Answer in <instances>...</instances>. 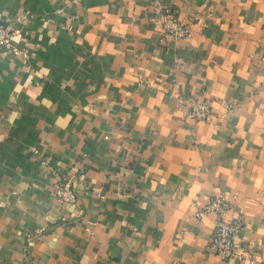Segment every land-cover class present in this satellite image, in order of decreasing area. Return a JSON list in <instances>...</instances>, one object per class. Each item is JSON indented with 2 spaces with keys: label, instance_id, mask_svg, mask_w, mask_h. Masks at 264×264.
<instances>
[{
  "label": "crops",
  "instance_id": "1",
  "mask_svg": "<svg viewBox=\"0 0 264 264\" xmlns=\"http://www.w3.org/2000/svg\"><path fill=\"white\" fill-rule=\"evenodd\" d=\"M157 3L191 36L163 38ZM0 18V264H240L206 250L216 196L264 264V0H0Z\"/></svg>",
  "mask_w": 264,
  "mask_h": 264
},
{
  "label": "built area",
  "instance_id": "2",
  "mask_svg": "<svg viewBox=\"0 0 264 264\" xmlns=\"http://www.w3.org/2000/svg\"><path fill=\"white\" fill-rule=\"evenodd\" d=\"M156 22L162 27L163 38L186 39L191 36V28L176 17H170L168 9L157 3ZM13 23H7L0 18V50L13 49L15 35ZM18 54H23L21 51ZM189 118L210 121L213 117L211 108L203 102L195 101ZM83 179V176L80 177ZM101 197V195H99ZM61 201L74 202L76 196L69 184L62 185L58 191ZM231 209L229 201L223 196L213 197L198 215L213 214L216 216L215 230L207 246V252L219 257L222 261H235L240 264L252 263L251 250L248 243L239 236L244 225L240 219L229 220L227 213Z\"/></svg>",
  "mask_w": 264,
  "mask_h": 264
}]
</instances>
